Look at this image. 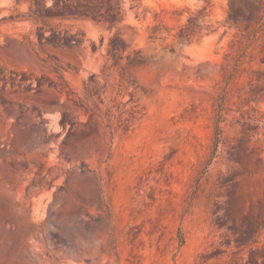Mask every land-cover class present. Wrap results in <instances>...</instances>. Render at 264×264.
Listing matches in <instances>:
<instances>
[{
    "label": "rangeland",
    "instance_id": "1",
    "mask_svg": "<svg viewBox=\"0 0 264 264\" xmlns=\"http://www.w3.org/2000/svg\"><path fill=\"white\" fill-rule=\"evenodd\" d=\"M118 1L0 0L28 5L29 39L46 45L38 60L20 37L0 48V118L35 83L65 98L53 122L70 128L48 136L24 103L5 124L9 146L0 119V264H264V40L251 35L252 0H124L139 10L123 29ZM100 17H111L100 73L76 72L77 85L56 63L87 49L67 21ZM51 172L62 184L52 196ZM25 183L48 201L39 216L17 206Z\"/></svg>",
    "mask_w": 264,
    "mask_h": 264
},
{
    "label": "bare ground",
    "instance_id": "2",
    "mask_svg": "<svg viewBox=\"0 0 264 264\" xmlns=\"http://www.w3.org/2000/svg\"><path fill=\"white\" fill-rule=\"evenodd\" d=\"M49 1L50 0H47L48 3H49ZM26 7L28 8V5L26 6L25 4H20L19 2H13L12 4L0 2V20L3 18H8V20H4L3 22H0V48H2V46L3 47L9 46L13 42V40L11 39L10 36H13L14 38H18V39L20 37L22 39L23 45L27 49L26 51H28L29 54L34 56V59L38 60L36 53L37 52H39V53L43 52L44 47H46V45L45 46L43 45L44 46L43 47L42 45L33 42L35 40L34 38H32L34 40L29 39V36H31V35H29V31L35 22V18L27 16L26 14H24V12L26 11L25 10ZM48 7H49V5L47 3H45L42 6V12H43V10L47 9ZM137 10H139L138 6H135L133 8V10L131 11V15H130L129 11L126 9L125 1L121 0L119 2L118 11L116 12L115 17H114L116 19V21L119 22V27L123 29L124 26L127 25L129 21H133L134 20L133 15L136 12H138ZM9 17H12V18L9 19ZM41 18H43V17H41ZM109 18H111V17H109ZM109 18L108 17H100V18H98L97 21H87V20L82 19V18H81V20H76L73 18L71 20L67 19L68 20L67 23L74 27V32H75L76 28H79L83 31V38H84L85 42H87V45H86L87 49L86 50L81 49V51H79L77 53L75 52L76 54H72L71 57H69L68 56L69 54H68L67 56L69 57V59H67V60L66 59L62 60L63 57H61V58L58 57V62H56L57 64H60V66L62 65V67H61L62 69L60 68L61 71L65 75L69 76V79L72 78V80H73L72 82H76V84H77V82H79L77 80L78 77H76V72H79L81 74H88V72H90L91 74L96 75V76L100 73V67L95 62H96V59L99 58L100 52L102 50L101 48H102V46H104L105 41H106V36L108 34L107 29H108ZM60 20H63V19H60ZM58 22H59V19H58ZM65 22H66V20H65ZM67 23H66V25H67ZM47 32H49V31H47ZM45 36L47 37V35H45ZM90 45H92L93 47H95L98 50L97 53H93L90 50ZM73 49H72V51H73ZM76 50L77 49H75V51ZM52 51L53 50H51V53H52ZM58 53L60 54L61 52H58ZM54 55H55V53H54ZM41 56H42V54H41ZM56 58H57V56H56ZM52 60H56V59H52ZM42 61H43V58H42ZM37 64H38V65H36L37 66V74L38 75L46 74L48 69H45V67L43 68V66L40 65L39 61L37 62ZM45 66H47V65H45ZM28 68H30V67H28ZM26 72H27V70H26ZM46 76H47V74H46ZM38 78H40V77H38ZM32 83H34V82H32ZM59 85H57V87H59ZM61 86L65 87L64 84H62ZM30 92L31 93L33 92L30 100L26 101V100H20V99H17V100H13V99L11 100L10 99L9 101H4V103H3L2 111H1V112H3V116H2V119H3L2 133H3V135L2 136L6 137L8 139L9 146H13L12 141L9 138V136H11V134H12V126H9L10 128L7 127L8 129L6 130L5 126H7V125H5V124H6V122L16 124L20 120L21 112H22L20 110L23 108L20 109L19 106H21V104H24V103L27 104L29 107L35 109L36 112H38V120L40 121L41 126L43 125V127L45 128V132L48 136L56 135L57 133H59L61 131H62L63 135L68 134L70 132L69 125H66L63 128L58 123L53 122V118H54L53 114L59 110H62L63 106L65 105V100H64L65 98H63V96H58L53 91L52 88L42 87L40 85H35V83H34L33 90ZM24 97L26 98V95ZM24 106L25 105H23V107ZM73 113H75V112H73ZM36 118H37V116H36ZM75 119H76V121H75ZM71 121H72V123H75V122L77 123V121H82V120L79 119V117L77 116V113H76V117L75 116L72 117ZM1 126H2V124H1ZM41 147H43V146H41ZM18 150H19L18 148L16 149L14 147L12 149L13 152L20 153ZM35 150H30V152H29L28 157H29L30 161L37 166L44 165L46 162V156L44 155V152L35 151ZM42 150H44V149H42ZM51 175L52 176L50 177V179H48L46 186L49 187V190H50L51 196H52V194H57V193L62 192V189L60 190V187L62 186V184L60 183L61 178L55 179L54 172H51ZM44 186H45V183H44ZM18 194L24 203L22 206L21 205H17V206L21 210L24 209L25 210L24 212H27L28 215L39 216L40 212L45 210L48 201L46 199H44V196L40 195L39 189L35 188V186L33 187L31 185H26V183H25L21 188H19ZM51 196H50V198H51ZM87 211H90V210H87ZM36 236H37V232H35V234L32 235L33 238H36ZM35 240L37 241V238ZM39 261L41 262V260H39Z\"/></svg>",
    "mask_w": 264,
    "mask_h": 264
},
{
    "label": "trees",
    "instance_id": "3",
    "mask_svg": "<svg viewBox=\"0 0 264 264\" xmlns=\"http://www.w3.org/2000/svg\"><path fill=\"white\" fill-rule=\"evenodd\" d=\"M254 11L250 14V24H254L252 37L254 40H264V0H252Z\"/></svg>",
    "mask_w": 264,
    "mask_h": 264
}]
</instances>
